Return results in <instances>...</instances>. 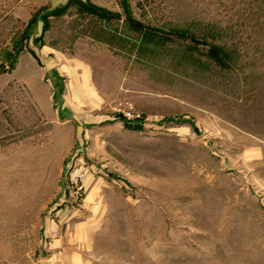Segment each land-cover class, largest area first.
I'll use <instances>...</instances> for the list:
<instances>
[{
  "label": "rangeland",
  "instance_id": "374dc122",
  "mask_svg": "<svg viewBox=\"0 0 264 264\" xmlns=\"http://www.w3.org/2000/svg\"><path fill=\"white\" fill-rule=\"evenodd\" d=\"M0 264H264V0H0Z\"/></svg>",
  "mask_w": 264,
  "mask_h": 264
}]
</instances>
